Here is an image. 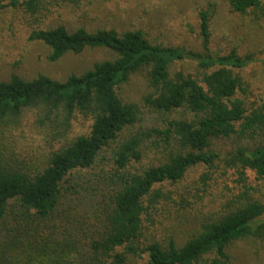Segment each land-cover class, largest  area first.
I'll list each match as a JSON object with an SVG mask.
<instances>
[{
  "label": "trees",
  "instance_id": "1",
  "mask_svg": "<svg viewBox=\"0 0 264 264\" xmlns=\"http://www.w3.org/2000/svg\"><path fill=\"white\" fill-rule=\"evenodd\" d=\"M84 1L0 4V11L24 9L28 41L46 46L49 62L86 49L115 56L63 82L42 75L0 81V264H231L235 244L264 243V142L251 144L264 138V98L250 101L238 74L250 57L211 53L212 10L196 15L202 53L152 45L141 31L45 28L54 10ZM227 5L246 17L262 3ZM185 61L197 72L170 77L169 67ZM140 72L151 90L142 105L154 126L135 130L139 107L123 103L118 91ZM28 115L49 149L57 146L44 161H27L10 149L9 134ZM77 116L91 124L86 134L70 138ZM223 141L234 144L225 154L217 151ZM217 171L235 188L197 233L182 245L146 239L159 219L183 208L193 185L205 187ZM79 218L92 223L85 227Z\"/></svg>",
  "mask_w": 264,
  "mask_h": 264
},
{
  "label": "rangeland",
  "instance_id": "2",
  "mask_svg": "<svg viewBox=\"0 0 264 264\" xmlns=\"http://www.w3.org/2000/svg\"><path fill=\"white\" fill-rule=\"evenodd\" d=\"M7 2L8 0H0V4ZM261 3V10L241 17L230 13L227 0H86L78 8L63 6L54 10L45 28L63 26L69 32L82 28L89 33L114 30L118 34L141 31L152 45L202 53L196 15L200 10H212L209 44L211 53L222 56L235 51L242 58L250 57V64L238 74L247 88V98L258 101L264 98V0ZM29 34L30 22L24 9L7 7L0 11L1 82L8 81L11 76L31 80L38 75L63 82L70 75L79 76L95 63L110 61L115 57L106 49H86L80 54H67L56 62H49L47 58L50 50L42 43L28 41ZM178 72L184 75L195 74L196 64L185 61L169 67L170 77ZM150 92L145 72L132 75L128 83L118 91L123 103L139 107V121L135 130L154 126L150 113L142 105L143 98ZM31 121L32 118L28 115L23 126L9 134L10 149L27 161H44L57 146L49 149L44 131L31 127ZM90 124L89 120L77 116L73 121L70 138L86 134ZM255 142L263 143L264 138L258 137L251 144ZM232 144L233 142L223 141L217 146V151L225 154ZM240 145H246V141ZM146 157L144 163L155 157V153ZM200 172H194L196 179ZM210 177L211 180L205 187L202 182L193 185L191 193L184 199L186 202L183 203V208L176 207L177 212H170V215L159 219L156 229L147 233L146 239H174L178 245H182L198 232L200 223L211 219L218 209L225 206L231 200L230 195L235 188L233 179L221 171ZM193 181L192 177L188 182ZM185 185L187 183L179 185L175 193ZM76 221L85 227L92 223V220L87 222L85 218ZM153 234V238H150ZM229 256L231 264H264V243H237Z\"/></svg>",
  "mask_w": 264,
  "mask_h": 264
}]
</instances>
